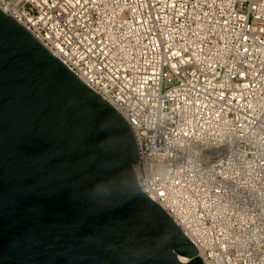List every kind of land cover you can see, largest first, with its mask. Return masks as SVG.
Wrapping results in <instances>:
<instances>
[{
  "label": "built area",
  "instance_id": "obj_1",
  "mask_svg": "<svg viewBox=\"0 0 264 264\" xmlns=\"http://www.w3.org/2000/svg\"><path fill=\"white\" fill-rule=\"evenodd\" d=\"M1 1L127 121L204 264H264V0Z\"/></svg>",
  "mask_w": 264,
  "mask_h": 264
},
{
  "label": "water",
  "instance_id": "obj_2",
  "mask_svg": "<svg viewBox=\"0 0 264 264\" xmlns=\"http://www.w3.org/2000/svg\"><path fill=\"white\" fill-rule=\"evenodd\" d=\"M138 161L123 116L0 8V264H204Z\"/></svg>",
  "mask_w": 264,
  "mask_h": 264
},
{
  "label": "bare ground",
  "instance_id": "obj_3",
  "mask_svg": "<svg viewBox=\"0 0 264 264\" xmlns=\"http://www.w3.org/2000/svg\"><path fill=\"white\" fill-rule=\"evenodd\" d=\"M0 8L3 9L4 11H7V8H5L3 5H2V1L0 0Z\"/></svg>",
  "mask_w": 264,
  "mask_h": 264
}]
</instances>
